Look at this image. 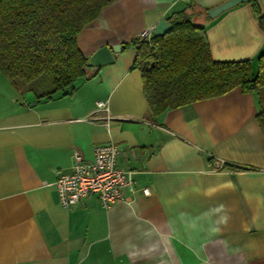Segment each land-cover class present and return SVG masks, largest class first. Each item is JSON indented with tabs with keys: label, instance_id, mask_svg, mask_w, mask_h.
<instances>
[{
	"label": "crops",
	"instance_id": "obj_1",
	"mask_svg": "<svg viewBox=\"0 0 264 264\" xmlns=\"http://www.w3.org/2000/svg\"><path fill=\"white\" fill-rule=\"evenodd\" d=\"M225 1H114L77 45L86 59L103 45L122 51L50 97L0 73V264H264L258 95L237 87L153 116L129 46L189 6L212 60L255 68L264 0L203 20ZM109 143L118 167L132 172L123 200L109 209L95 196L61 206L53 184L71 172L73 154L91 161L94 146Z\"/></svg>",
	"mask_w": 264,
	"mask_h": 264
},
{
	"label": "trees",
	"instance_id": "obj_2",
	"mask_svg": "<svg viewBox=\"0 0 264 264\" xmlns=\"http://www.w3.org/2000/svg\"><path fill=\"white\" fill-rule=\"evenodd\" d=\"M114 1L0 0V73L19 90L41 83L40 98L96 74L86 71L87 59L77 38ZM252 5L259 15L258 6ZM207 11L202 15L205 21L209 20ZM198 16L188 6L166 18L171 28L165 35L134 38L129 43L136 53L133 68L140 71L151 115L239 87L258 95L257 121L264 132V50L257 56L255 68L249 60H212L204 29L195 21Z\"/></svg>",
	"mask_w": 264,
	"mask_h": 264
},
{
	"label": "built area",
	"instance_id": "obj_3",
	"mask_svg": "<svg viewBox=\"0 0 264 264\" xmlns=\"http://www.w3.org/2000/svg\"><path fill=\"white\" fill-rule=\"evenodd\" d=\"M150 36L151 32H142L137 38L147 40ZM96 107L107 111L103 102H97ZM117 156L118 148L113 143L94 146L91 161L75 152L71 172L59 175L53 184L61 206H74L89 196H95L103 209L122 201V190L131 185L132 172L118 167ZM143 192L148 194L146 189Z\"/></svg>",
	"mask_w": 264,
	"mask_h": 264
},
{
	"label": "water",
	"instance_id": "obj_4",
	"mask_svg": "<svg viewBox=\"0 0 264 264\" xmlns=\"http://www.w3.org/2000/svg\"><path fill=\"white\" fill-rule=\"evenodd\" d=\"M251 0H226L220 5L211 8L207 11V16L209 19H214L221 13L245 2H250ZM171 26L168 22L163 19L160 20L156 26L151 31V35L154 37H159L165 35ZM121 45L117 44L114 46L103 45L98 48L95 52H93L86 61V71L88 72H96L99 68L103 66L110 65L114 62V55L121 52Z\"/></svg>",
	"mask_w": 264,
	"mask_h": 264
},
{
	"label": "rangeland",
	"instance_id": "obj_5",
	"mask_svg": "<svg viewBox=\"0 0 264 264\" xmlns=\"http://www.w3.org/2000/svg\"><path fill=\"white\" fill-rule=\"evenodd\" d=\"M42 78L45 80H49L47 76H43ZM33 87L34 89H37V91H41L43 89V85L41 83H38V85L35 84Z\"/></svg>",
	"mask_w": 264,
	"mask_h": 264
}]
</instances>
